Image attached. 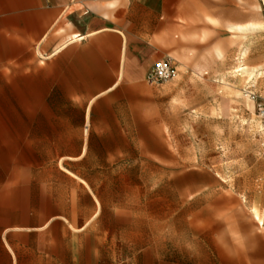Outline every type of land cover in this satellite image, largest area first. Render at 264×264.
Listing matches in <instances>:
<instances>
[{"label": "crops", "instance_id": "obj_1", "mask_svg": "<svg viewBox=\"0 0 264 264\" xmlns=\"http://www.w3.org/2000/svg\"><path fill=\"white\" fill-rule=\"evenodd\" d=\"M235 5L236 0H0V264L69 261L60 258L70 253L63 248L66 239H54L51 231L64 232L66 224L93 226L103 206L91 180L76 170L62 177L50 170L45 179L52 152L76 150L77 134L80 154L64 157L73 164L94 152L131 149L127 98H155L153 86L165 85L146 83L156 61L190 69L188 49L201 44L189 40L218 32L210 23L220 22L221 7L222 16L232 7L230 21L249 22L246 5L242 13ZM254 10L258 16L264 12L261 4ZM240 70L249 80L255 74ZM92 162L96 170L116 164L98 156Z\"/></svg>", "mask_w": 264, "mask_h": 264}, {"label": "rangeland", "instance_id": "obj_2", "mask_svg": "<svg viewBox=\"0 0 264 264\" xmlns=\"http://www.w3.org/2000/svg\"><path fill=\"white\" fill-rule=\"evenodd\" d=\"M258 4L264 9V0H236L237 13L245 5L251 12L246 23L230 21V6L222 16L221 7L220 22L210 23L218 32L189 40L201 44L188 49L190 69L170 60L175 77L153 86L155 98H127L131 149L94 152L73 164L64 157L80 154L77 134L76 150L52 152L45 179L76 170L91 180L103 206L96 226L51 231L66 239L70 252L59 264H264V119L258 113L264 12L256 15ZM248 24L253 29H230ZM197 66L202 69H192ZM241 68L254 76L249 80ZM95 156L116 164L96 170Z\"/></svg>", "mask_w": 264, "mask_h": 264}, {"label": "built area", "instance_id": "obj_3", "mask_svg": "<svg viewBox=\"0 0 264 264\" xmlns=\"http://www.w3.org/2000/svg\"><path fill=\"white\" fill-rule=\"evenodd\" d=\"M175 77V69L169 59L156 61L147 73L146 81L151 85H162ZM258 113L264 119V104L258 108Z\"/></svg>", "mask_w": 264, "mask_h": 264}, {"label": "bare ground", "instance_id": "obj_4", "mask_svg": "<svg viewBox=\"0 0 264 264\" xmlns=\"http://www.w3.org/2000/svg\"><path fill=\"white\" fill-rule=\"evenodd\" d=\"M70 43H71V42H70ZM246 53H247V52H246ZM243 55H244V54H243ZM243 72H244V71H243ZM246 72H247V71H246ZM252 72H253V71H252ZM252 75H253V73H250V74H249V77L252 76ZM254 217H255L259 222L261 221V220L259 219V217H258V214H257V211H256V210L254 211Z\"/></svg>", "mask_w": 264, "mask_h": 264}]
</instances>
